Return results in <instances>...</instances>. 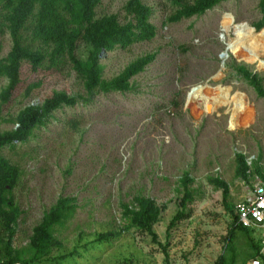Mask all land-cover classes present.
<instances>
[{"label": "rangeland", "instance_id": "obj_1", "mask_svg": "<svg viewBox=\"0 0 264 264\" xmlns=\"http://www.w3.org/2000/svg\"><path fill=\"white\" fill-rule=\"evenodd\" d=\"M126 1L100 0L96 17L114 14L121 24L126 23ZM258 1L226 0L199 18L170 24L166 19L174 7L168 1L142 0L152 9L155 37L107 53L100 61L103 79L108 80L135 58L156 53L145 71L131 79L134 90L98 94L87 105L57 110L28 142L0 151L21 171L12 191L22 211L14 247L28 242L32 227L60 196L75 198L77 210L58 228L56 236L63 248L53 255L86 245L97 232L116 231L123 224L121 204L142 195L158 206L165 205L153 227L158 243L131 230L110 244L79 247L77 254L62 263L216 264L220 256L230 257L224 247L231 216L224 208L221 190L207 178L218 177L228 185V201L234 209L261 182L256 176L248 183L234 176L237 153L244 154L249 164L261 156L264 174V99L232 67L244 65L264 78V40L251 56L239 42L242 52L234 55L228 44L236 37L222 23L230 15L233 24L252 29L260 18ZM255 33L264 36V28ZM10 46L9 36L0 35V58ZM87 51L78 43V58L85 59ZM38 80L41 87L25 97L27 86ZM5 85L6 79L0 78V90ZM197 86L203 88L200 97L212 103L210 111L198 98L188 96ZM51 91L85 96L80 79L68 64L55 72H32L24 64L18 89L0 106V131L11 130L14 124L10 120L21 109L40 105ZM224 93L226 99L221 100ZM184 172L193 179V201L185 212L190 215L168 229L180 210L178 184ZM252 238L264 246L260 231L252 230ZM232 248L237 264L251 260L253 250L240 234Z\"/></svg>", "mask_w": 264, "mask_h": 264}, {"label": "trees", "instance_id": "obj_2", "mask_svg": "<svg viewBox=\"0 0 264 264\" xmlns=\"http://www.w3.org/2000/svg\"><path fill=\"white\" fill-rule=\"evenodd\" d=\"M174 11L166 19L174 24L193 17L199 18L226 0H166ZM100 0H0V35L10 38V49L0 58V78L6 85L0 90V106L7 104L21 83V70L27 64L32 72L38 70L58 71L68 64L82 83L85 96L67 95L61 91H51L40 105H28L21 109L11 121L14 127L0 131V151L14 149L16 144H25L36 129L46 125L52 113L64 107L71 108L79 103L89 104L98 94L128 93L134 90L131 79L143 73L156 58V53H147L128 63L117 75L103 79L104 66L100 63L107 53L126 49L134 44L149 42L156 35V28L150 22L152 9L142 0H127L123 11L128 21L121 24L116 15L96 17L95 9ZM260 18L252 24L256 32L264 28V0L258 1ZM88 48L85 59L76 55L77 45ZM255 92L264 99V78L252 73L244 65L232 67ZM42 81H34L25 89V97L40 88ZM261 156L247 162L242 153L235 154L234 176L248 183L254 176L263 183L264 174L260 166ZM21 171L0 155V264H63L77 254L78 248L93 247L96 244H110L124 232L131 230L150 236L153 243L157 236L153 230L159 222L165 205L158 206L154 200L142 195L134 196L130 203L121 204L122 226L116 231L97 232L91 242L75 246L71 252L58 254L62 243L56 236L58 228L65 226L77 210L76 199L60 196L43 212L41 219L31 229L28 242L19 248L13 246L18 220L22 211L15 202L12 191L18 185ZM209 184L221 190L225 210L231 216V226L225 238V247L230 257L220 256L216 264H237L232 245L236 234H240L253 250L250 259L264 264L261 241L255 242L252 230L238 223L234 206L228 201V185L218 177H208ZM193 179L184 172L179 179L178 199L180 210L172 218L168 229L175 223L189 217L186 207L193 201L191 185ZM93 249V248H92ZM163 249L164 259L167 252ZM54 251H58L53 255Z\"/></svg>", "mask_w": 264, "mask_h": 264}, {"label": "bare ground", "instance_id": "obj_3", "mask_svg": "<svg viewBox=\"0 0 264 264\" xmlns=\"http://www.w3.org/2000/svg\"><path fill=\"white\" fill-rule=\"evenodd\" d=\"M223 28L225 31H228L229 29L233 30L235 35V41L234 43L228 44L229 51L236 55L240 54L242 51H240V44L239 42H242L243 45H245V50L247 51L248 55L251 56V53L253 50L255 51V48L259 47L261 45V42L264 40V36L261 34H256L255 31H253L251 28H249L245 24H233L232 18L230 15H226L224 17V21L222 23ZM226 57V54L224 53V58ZM203 88L201 86L194 87L189 92L188 96L190 98H198V102H203L204 107L206 111H210L212 103L210 100L206 97L202 98L201 91ZM221 91V90H220ZM221 100L226 99V94H221Z\"/></svg>", "mask_w": 264, "mask_h": 264}, {"label": "built area", "instance_id": "obj_4", "mask_svg": "<svg viewBox=\"0 0 264 264\" xmlns=\"http://www.w3.org/2000/svg\"><path fill=\"white\" fill-rule=\"evenodd\" d=\"M235 213L238 223L244 228L260 231L264 242V188L262 182L254 185L250 196L235 207ZM262 252L264 253V249ZM246 264H260V262L253 259Z\"/></svg>", "mask_w": 264, "mask_h": 264}, {"label": "water", "instance_id": "obj_5", "mask_svg": "<svg viewBox=\"0 0 264 264\" xmlns=\"http://www.w3.org/2000/svg\"><path fill=\"white\" fill-rule=\"evenodd\" d=\"M252 30H253V31H255V29H254V28H252ZM261 30H262V29H261ZM222 57H224V54L222 55Z\"/></svg>", "mask_w": 264, "mask_h": 264}]
</instances>
